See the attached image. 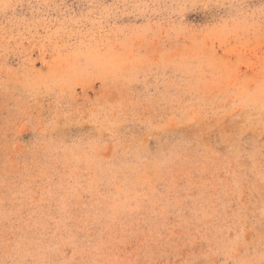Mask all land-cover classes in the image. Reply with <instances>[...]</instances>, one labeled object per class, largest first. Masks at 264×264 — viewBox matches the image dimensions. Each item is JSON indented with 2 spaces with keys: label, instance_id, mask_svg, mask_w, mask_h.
Masks as SVG:
<instances>
[{
  "label": "rangeland",
  "instance_id": "obj_1",
  "mask_svg": "<svg viewBox=\"0 0 264 264\" xmlns=\"http://www.w3.org/2000/svg\"><path fill=\"white\" fill-rule=\"evenodd\" d=\"M0 264H264V0H0Z\"/></svg>",
  "mask_w": 264,
  "mask_h": 264
}]
</instances>
